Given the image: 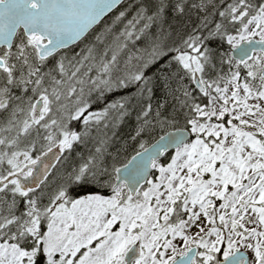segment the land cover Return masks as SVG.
Wrapping results in <instances>:
<instances>
[{
  "label": "snow or ice",
  "instance_id": "obj_1",
  "mask_svg": "<svg viewBox=\"0 0 264 264\" xmlns=\"http://www.w3.org/2000/svg\"><path fill=\"white\" fill-rule=\"evenodd\" d=\"M123 3L0 0V264H264V0Z\"/></svg>",
  "mask_w": 264,
  "mask_h": 264
},
{
  "label": "trees",
  "instance_id": "obj_2",
  "mask_svg": "<svg viewBox=\"0 0 264 264\" xmlns=\"http://www.w3.org/2000/svg\"><path fill=\"white\" fill-rule=\"evenodd\" d=\"M130 3L134 4L135 0H125L124 3L121 6H119V7L122 9L123 7H127V5L130 4ZM109 19H110V17H109ZM78 50L79 49H77V51ZM133 126H134V117L129 119L125 124L121 125L120 131H121V133H125L126 134V133H128L131 130V128ZM129 143H131V141H129Z\"/></svg>",
  "mask_w": 264,
  "mask_h": 264
},
{
  "label": "water",
  "instance_id": "obj_3",
  "mask_svg": "<svg viewBox=\"0 0 264 264\" xmlns=\"http://www.w3.org/2000/svg\"><path fill=\"white\" fill-rule=\"evenodd\" d=\"M125 1V0H124Z\"/></svg>",
  "mask_w": 264,
  "mask_h": 264
}]
</instances>
